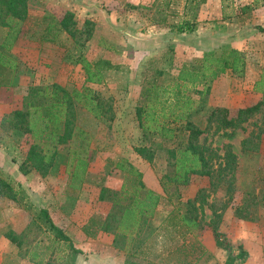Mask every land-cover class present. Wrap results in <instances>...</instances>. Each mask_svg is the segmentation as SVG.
Listing matches in <instances>:
<instances>
[{"label": "rangeland", "instance_id": "374dc122", "mask_svg": "<svg viewBox=\"0 0 264 264\" xmlns=\"http://www.w3.org/2000/svg\"><path fill=\"white\" fill-rule=\"evenodd\" d=\"M128 1L30 0L23 25L29 33L3 50L17 66L14 85L0 100V181L7 183L0 193V264H225L228 258L233 264H264V28L256 26L264 10L249 13L239 7L240 15L233 18L234 0L225 8L217 0L198 21L199 4L195 15L188 13L195 16V31L170 42L153 38L152 29L148 34L152 11L147 5L133 8ZM71 10L77 29L92 30L84 46L58 31V22ZM47 25L52 28L46 30ZM4 32L0 29V43ZM230 50L236 51L240 70L209 79ZM79 56L104 61L100 83H85ZM208 62L210 71L204 70ZM183 72L181 78L192 74L185 81L196 79V86L181 89L188 103L162 109L160 102L171 99L164 89ZM32 89L35 124L45 123L51 133H38L37 140L8 129L2 117L23 109ZM258 103L259 111L236 128L220 130L216 119L209 121L215 108L236 111ZM142 106L156 109V123L163 111L182 114L204 130L198 142L210 148L213 170L225 166L218 170L221 180L216 172L211 178L192 176L187 186L169 185L165 194L160 179L171 170L167 150L182 137L163 139L150 130L143 135L136 114ZM93 108L102 109L103 116L92 115ZM65 132H70L68 141L56 147ZM33 143L39 155L51 158L42 164L43 173L27 160ZM142 146L150 148V161L133 150ZM78 161L86 165L75 178ZM132 169L162 199L153 217L141 218L131 236L116 226L123 209L145 193L136 189ZM175 188L179 199L171 195ZM199 190L206 204L197 215L205 230L182 238L162 221L174 207L184 212L185 201ZM43 210L69 242L56 238Z\"/></svg>", "mask_w": 264, "mask_h": 264}, {"label": "trees", "instance_id": "16d2710c", "mask_svg": "<svg viewBox=\"0 0 264 264\" xmlns=\"http://www.w3.org/2000/svg\"><path fill=\"white\" fill-rule=\"evenodd\" d=\"M29 1L30 0H0V27L8 28L11 30L4 35L2 42L0 43V89H7L12 86V81L16 70V62L6 56L3 50H10L16 40L19 39L18 34H13V31L18 26L19 22L21 23L25 21L26 17H28ZM226 1L228 0H221L223 6L222 8L228 7L229 3H226ZM258 1L264 2V0H253V4L257 5ZM204 2L205 0L190 2L189 10L192 11L193 15H195V13L193 12L195 7ZM246 8L247 7L241 8V10L245 11ZM194 18L195 16L183 20L180 25L176 27L177 33L189 34L194 32L196 27ZM88 24L89 22L84 23V25L86 26ZM75 25L76 24L73 18V14L70 12H66L58 22V31L65 32L75 43H78L79 46H84L85 43L92 38V30L89 27L77 29ZM51 28V25L46 26V30H49ZM261 31L264 32V29H261ZM49 39L52 40V38ZM76 58L86 76L85 83H100L101 73L99 67L100 64H103L104 61L98 60L95 63H91L87 59L80 56ZM238 62L239 57L236 51L230 50L227 53V57L220 60V67L218 71H212L209 75V79H215L218 74H223L228 70L238 72L240 70L238 67ZM106 65L107 69H111L110 64L106 63ZM207 65H209V62L204 65V70L210 71L208 67H206ZM183 75L184 72L178 75V81H175L172 84V87L168 89V91L166 90V88L164 89L166 92L170 93L171 99L168 101L164 100V103L160 102L162 109L164 107V104H173V107H175L176 109H180L181 105L188 103L181 89L184 88L187 91L188 84H191V87L196 86V83H194L196 79L193 77L191 80L185 81L186 76L191 77L192 74L189 73L185 77L181 78L180 76ZM31 91H33V89L30 90L28 97H26L23 109H18L6 115L4 118V122H9L10 128L18 129L23 133H31L32 136H34V138L37 140L39 139L41 133H46L48 131L45 123H43L40 127H37V124H35L36 117L34 118V114L36 113L34 111H36L38 107H36L37 105L34 103L30 104L31 100L29 101V99L33 98V96H30L33 95ZM78 96L80 97V94ZM89 98L91 101H93V98ZM260 105L261 104L258 103L248 108H239L236 111H231L229 108L225 107L215 108L210 113L209 121L211 122V119L213 118L216 119V124L220 130L233 129L243 123L251 114L259 111ZM153 110L154 111H148L147 107L142 106L141 109H138V112L136 113L138 116L137 124L143 135H145L150 130L151 133H158L159 136L163 139H173L177 134H180L182 137V141L176 147L167 150V154L169 156L168 165L171 170L169 174L162 176L160 179L162 191L167 194V187L172 184L176 187L187 186L192 176L211 178L213 173L216 172L218 174V179L221 180V172L219 173L218 170H225V166H219V169L217 171L213 170L211 164L212 158L210 156H207V151L210 148H206L198 142L199 137L203 135L204 130L199 129L188 119V117L185 118L182 114L166 116L163 111H160L159 114V116L163 120L160 123H156L155 115L157 111L155 108ZM89 111L97 118L100 116L102 117L104 114L102 113V109L100 108H93V110L89 109ZM38 133H40V135ZM69 133L70 132H65L62 136L57 137L56 147L59 144L68 141L69 136H71ZM48 134L51 135V133L49 132ZM48 134L47 136H49ZM53 136L54 134L50 138H52ZM36 147H38L36 143H33L30 146L27 160L34 162V164H36L34 166V169L43 173L45 169L42 164H50L49 162L51 161V158L45 160V157L42 154V156L38 154V152L36 151ZM133 150L138 155H140L141 158L146 159L147 161L151 160L149 147H135ZM55 154L56 152L54 149L53 155ZM228 155L231 156V153H228ZM77 164H79L75 168L77 170V173L75 172V175H73V177L75 178H77V174L79 175V173H82L84 171L86 165L83 161H78ZM131 174L135 175L137 178L138 187L136 189H138V191L144 190L145 193L141 199H134L135 204L123 209L118 219V225L116 226V228L122 235L128 234L132 236V233L140 225L141 218L142 221H144L145 219L153 217L155 210L160 200L162 199V196L150 189L145 188L142 181L140 180V173L132 169ZM78 181L82 182L80 177ZM3 187H7V183L4 181H0V193ZM201 192L202 190H199L193 198H188L185 201L186 209L184 212H181L179 211V209L174 207L173 210H171L165 216L162 223L167 228L175 231L177 235L182 238H184L185 235L188 234H192L195 237L199 236L205 230L206 226L204 223H202L203 221L201 218V214L200 216L197 215V209L202 208V204H206V199L201 196ZM171 195H174L178 199L181 197L177 188H175L171 192ZM197 204L198 207H196ZM43 216L48 222L50 229L53 230L56 238L65 242L70 241L69 238L51 222L45 210H43ZM115 240L116 239L114 238V241ZM72 250L76 253H79L75 249ZM225 264H233V259L231 260V258H228Z\"/></svg>", "mask_w": 264, "mask_h": 264}, {"label": "crops", "instance_id": "0c3cea01", "mask_svg": "<svg viewBox=\"0 0 264 264\" xmlns=\"http://www.w3.org/2000/svg\"><path fill=\"white\" fill-rule=\"evenodd\" d=\"M69 1H73L75 2V0H69ZM134 7H137L139 4L141 5H147V8L149 7L151 10V14L147 16V20L148 23L150 25V27L152 26V28L149 29L148 34L151 32L152 29V34L151 36H153V38H167L171 39L170 42H173V40H177L180 37H185L187 36L186 33H177L176 31V27H178V25H180V23L185 20L188 19V13L190 12L189 7H190V2L194 1L197 2L199 0H129ZM128 1V2H129ZM215 1L217 0H205L204 3L200 4V8H198V13L196 10V13L198 14V21L205 18L204 17V8H208L210 7L212 4L215 3ZM136 5V6H135ZM234 9L236 14H234V17H237L238 15H240V13H237V11L239 10V7L244 8L247 7L246 10L247 12H251L253 13V11H258L259 10H264V4H258L256 6L253 5V0H234ZM240 8V9H241ZM68 12H72L68 11ZM246 13V14H249ZM244 14V15H246ZM255 14V12H254ZM264 14V12H263ZM263 21L258 23V25L256 26H260L261 28H264V18H262ZM27 17L25 19V21L23 22H19L18 26L14 29L13 34H18L19 39L29 33L27 30H23V25L26 22ZM138 21V20H137ZM5 30L4 34H6L8 31H11L8 28H1ZM18 39V40H19ZM152 39V38H151ZM17 41V40H16ZM157 41H159L158 39H152V43H156ZM166 44V41H165ZM17 66V63H16ZM14 79L15 76L13 77V81H12V86L14 85ZM12 86H10L9 88H2L0 89V100H1V96L3 93H6L8 90L12 89ZM16 111V110H13ZM8 112V114H10L11 112ZM8 114H3V116H6ZM3 121V120H2ZM2 121L0 123V128L2 129ZM8 129H13V128H9ZM15 131V129H13ZM13 132V131H12Z\"/></svg>", "mask_w": 264, "mask_h": 264}]
</instances>
